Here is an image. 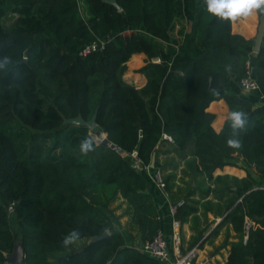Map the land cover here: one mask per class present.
<instances>
[{
  "label": "trees",
  "instance_id": "trees-1",
  "mask_svg": "<svg viewBox=\"0 0 264 264\" xmlns=\"http://www.w3.org/2000/svg\"><path fill=\"white\" fill-rule=\"evenodd\" d=\"M117 1L120 7L106 0H0V263L21 240L20 264H162L127 243L107 206L120 192L134 208L141 241L156 234L157 205L130 153L136 149L151 163L168 133L180 156H195L188 166L232 192L218 226L230 222L240 237L223 264H264V106L255 111L231 82L254 58L264 95V39L255 56L254 38L234 31L233 20L208 13L205 0H189L191 30H181L182 38L170 35L182 0ZM95 40L103 43L81 52ZM137 52L146 54L141 87L125 78ZM221 98L230 113L217 131V114L207 108ZM96 109L94 129L123 153L98 142L88 125L64 122L79 114L89 119ZM232 111L246 116L237 135ZM230 138L241 146L228 147ZM86 139L92 147L85 153ZM236 153L247 175L235 177L232 189L214 171L234 163ZM195 190L177 206L178 219L195 212ZM211 191L220 190L208 185L205 192ZM105 230V237L68 252L65 237L91 239ZM51 252L64 253L51 260Z\"/></svg>",
  "mask_w": 264,
  "mask_h": 264
},
{
  "label": "crops",
  "instance_id": "crops-1",
  "mask_svg": "<svg viewBox=\"0 0 264 264\" xmlns=\"http://www.w3.org/2000/svg\"><path fill=\"white\" fill-rule=\"evenodd\" d=\"M262 18H264V13L261 15L259 10H254L248 16H240L236 20H233V30L243 33L247 37L255 38ZM191 24L192 10L189 5V0H182V14L175 17L174 26L170 31V35L176 38H182L183 33L181 30L190 32ZM145 57L146 54L144 52H137L127 61L128 71L125 74V78L139 87L144 86L147 82L146 75L139 71V68L145 64ZM240 80V75L236 73L231 75L233 88L241 96L253 102L255 111L263 107L264 95L261 92V88L258 90H245L241 86ZM207 109L217 114L212 124L217 131H220L226 116L230 113L228 103L223 98L215 99L210 103ZM166 134L168 135L167 137L165 136ZM165 135L164 136L169 139V141L165 140L160 144L158 153H155V160L158 162L159 166L163 168L165 178L168 177L169 179L170 192L167 190L168 195L156 185L155 181L150 176H146V189L155 199L158 218L160 219V227L170 239L175 252L184 254L192 248H196L197 259L204 262V264H223L229 257L232 243L238 241L240 237L235 231L232 223L224 222L218 226L230 210V208L226 207V203L227 200L231 198L232 192L229 193L223 187V184L216 183V180L205 178L204 173L196 171L188 166L187 161L194 160L195 156L191 153H188L186 157L180 156L173 148L172 142L174 139L168 133H165ZM234 156V163L227 164L214 171L215 176L222 175L228 177L227 181L231 183L232 189L236 188V185L233 184V179L235 177L241 178L247 175L246 165L242 159L243 156L239 155L238 157L237 153ZM197 160L198 158L196 161ZM250 170L257 177L259 176L255 167H251ZM205 185L216 187L220 191L216 193L213 191L206 193L205 189L207 186L205 187ZM194 187L196 190L193 196L198 199L194 202L196 210L194 213L190 214L187 219H179L181 221L180 237L179 240H173V213L171 211V205L183 199L186 191L192 190ZM111 202L116 203V206H111ZM111 202L110 209L120 221L119 230L122 232L127 231L125 230V227H127L125 225H128L129 229L133 232V234L131 233L133 241L129 242L127 238V243L138 248L142 241L140 239V228L132 218L134 211L133 206L120 192L115 195ZM214 229L216 230L214 231ZM247 237L248 235L245 234L244 241L247 240ZM85 238L86 237H75L74 239L81 241ZM18 242L22 241L19 240ZM73 242L70 243L67 249L68 252L72 250L71 244H73ZM77 249H79V247ZM62 253L64 252H54V257L50 259L56 260L57 256Z\"/></svg>",
  "mask_w": 264,
  "mask_h": 264
},
{
  "label": "built area",
  "instance_id": "built-area-1",
  "mask_svg": "<svg viewBox=\"0 0 264 264\" xmlns=\"http://www.w3.org/2000/svg\"><path fill=\"white\" fill-rule=\"evenodd\" d=\"M103 41L99 42L97 40L87 44L83 49L82 53L87 54L88 52L98 48ZM255 52V51H254ZM255 54V53H254ZM26 57V56H25ZM246 74L241 77V86L245 90H258L260 89V81L256 75L255 59L249 58L245 63ZM168 136L167 134L165 135ZM132 165L135 168L143 169L147 176H150L156 183V185L161 188L165 194L168 195L166 190V178L161 167H156L151 163H144L141 157L138 155V151L135 149L131 153ZM183 202V199L179 200L176 204L171 205V211L173 213V240H179L181 221L175 216L177 211V206ZM15 201H12L8 205V210L13 212ZM250 222H248L249 226ZM138 249L148 255L158 259L162 264H204L202 261L197 259V249L192 248L186 253L182 254L175 252L172 247L170 239L167 237L165 231L159 227L156 234L148 240L142 241ZM0 264H12L9 259L1 262Z\"/></svg>",
  "mask_w": 264,
  "mask_h": 264
},
{
  "label": "clouds",
  "instance_id": "clouds-1",
  "mask_svg": "<svg viewBox=\"0 0 264 264\" xmlns=\"http://www.w3.org/2000/svg\"><path fill=\"white\" fill-rule=\"evenodd\" d=\"M207 4V12L213 16L225 20H236L240 16H248L254 10L264 12V0H205ZM231 121L233 135H237L236 129H243L246 123V116L241 111H233L228 117ZM227 145L230 148H239L241 146L238 139H228ZM92 141L86 139L81 144V151L87 152L91 150ZM75 233L65 237L64 243L73 242Z\"/></svg>",
  "mask_w": 264,
  "mask_h": 264
},
{
  "label": "water",
  "instance_id": "water-1",
  "mask_svg": "<svg viewBox=\"0 0 264 264\" xmlns=\"http://www.w3.org/2000/svg\"><path fill=\"white\" fill-rule=\"evenodd\" d=\"M106 1L113 3L116 7H120V4L118 3L117 0H106ZM263 39H264V18H262L261 23H260L259 28H258V32L254 38V40H255V43H254L255 56L258 55V52L261 49ZM96 115H97V109H96L95 113L91 116V118H89V119H84L82 117V115L79 114L78 116H75V117H68L66 120L71 121L73 123L85 124V125H88L89 127L92 128V127H95L97 125ZM95 133H96L97 137L93 134L92 135L95 136V139L98 142L105 143L120 153L124 152V149L122 147H120L116 142L109 139L107 134L105 133V131H103L101 128H97ZM151 164L152 165L155 164V153L152 157ZM240 201H241V199L238 202H240ZM107 234H108V230H105L101 234L93 236L91 238V241L101 239V238L105 237ZM8 259L11 261L12 264H20L23 261V259H24V247H23L22 242H17L14 252L8 256Z\"/></svg>",
  "mask_w": 264,
  "mask_h": 264
},
{
  "label": "rangeland",
  "instance_id": "rangeland-1",
  "mask_svg": "<svg viewBox=\"0 0 264 264\" xmlns=\"http://www.w3.org/2000/svg\"><path fill=\"white\" fill-rule=\"evenodd\" d=\"M82 13V12H81ZM11 14V12L9 13V14H7L8 16L7 17H9V15ZM68 117H65L64 118V122L65 123H73V122H71V121H67L66 119H67ZM93 131V133L95 132V129L93 128L92 129ZM92 133V134H93ZM94 135V134H93ZM95 137V136H94ZM97 137V136H96ZM48 144H47V146H51L52 144H53V139H51V140H49L48 142H47ZM162 169V171L164 172V170H163V168H161ZM164 174H165V172H164ZM207 185H205V187H206ZM190 191V190H189ZM189 191H186V193L185 194H187ZM118 192H116L115 194H114V196H113V198L110 200V202L114 199V197H115V195L117 194ZM231 196L233 197V195L231 194ZM231 197V198H232ZM110 202L108 203V206H107V209H109L110 210V212L114 215V213L112 212V210L110 209ZM111 206H116V203H114V202H111ZM116 212H117V210H116ZM114 217H115V215H114ZM116 218V217H115ZM121 220H123V219H121ZM122 222H124V221H122ZM13 223H14V226H15V228L17 229V230H20V227H18V224L16 223V221L15 220H13ZM120 221L118 220V218H116V225H117V227L119 228L120 227ZM125 226H127V227H125L126 229L125 230H127L128 232H130V233H128L127 231H123L124 232V234L127 236V238H128V241L129 242H132L133 241V236H132V234H133V232L129 229V227H128V225H125ZM120 229V228H119ZM132 233V234H131ZM91 239L90 238H85V239H83V240H77V239H74V242H73V244H71V248L74 250V249H77L78 247L79 248H81L82 246H84L86 243H88L89 241H90ZM137 245V244H136ZM54 257V252H51V254H50V258H53ZM204 263V262H203Z\"/></svg>",
  "mask_w": 264,
  "mask_h": 264
},
{
  "label": "bare ground",
  "instance_id": "bare-ground-1",
  "mask_svg": "<svg viewBox=\"0 0 264 264\" xmlns=\"http://www.w3.org/2000/svg\"><path fill=\"white\" fill-rule=\"evenodd\" d=\"M93 128H95V127H92V129H93ZM95 132H96V129H95ZM95 136H97L96 133H95Z\"/></svg>",
  "mask_w": 264,
  "mask_h": 264
}]
</instances>
